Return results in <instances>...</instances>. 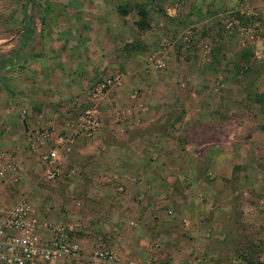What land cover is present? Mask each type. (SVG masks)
Returning a JSON list of instances; mask_svg holds the SVG:
<instances>
[{
    "label": "rangeland",
    "instance_id": "374dc122",
    "mask_svg": "<svg viewBox=\"0 0 264 264\" xmlns=\"http://www.w3.org/2000/svg\"><path fill=\"white\" fill-rule=\"evenodd\" d=\"M142 10L147 29L137 25ZM232 21L264 29V0H0V148L9 153L1 204L27 197L48 218L83 222L87 255L104 249L124 256L115 234L97 227L109 214L96 196L120 192L115 179L96 185L98 163L84 169L74 151L63 174L48 180L26 142L31 128L19 123L36 115L49 120L57 104L51 86L65 88L98 51L111 62L88 73V85L123 75L101 104L104 130L115 139L119 130H133L136 142L147 132L140 147L153 150L158 190L167 194L156 226L173 222L175 240L188 252L179 264L264 263V39L244 40L236 28L227 30ZM75 100L81 109L90 105ZM13 162L23 166L18 182ZM163 233L153 239L155 250L167 240Z\"/></svg>",
    "mask_w": 264,
    "mask_h": 264
},
{
    "label": "built area",
    "instance_id": "2783aa9c",
    "mask_svg": "<svg viewBox=\"0 0 264 264\" xmlns=\"http://www.w3.org/2000/svg\"><path fill=\"white\" fill-rule=\"evenodd\" d=\"M235 28L244 40L249 34L253 39H264L262 28L252 29L239 21H232L227 30L233 33ZM161 64L159 62L158 66ZM122 80L123 75L118 74L93 81L89 106L81 109L79 103H74L63 108L57 117L27 131V144L38 154L48 180L55 181L63 174L69 156L80 141L94 140L104 130L101 104ZM23 115H27V110ZM59 116L62 123L57 122ZM8 160L9 153L0 148V184L6 178ZM9 168L12 179L18 182L23 166L13 162ZM119 190L123 192L125 187L121 185ZM44 214V210L27 197L8 209L0 206V264H61L67 259H86L88 264H179L158 259L149 262L127 259L115 250L99 249L87 255L79 236L86 228L83 222L77 220L65 224L44 217Z\"/></svg>",
    "mask_w": 264,
    "mask_h": 264
},
{
    "label": "crops",
    "instance_id": "0c3cea01",
    "mask_svg": "<svg viewBox=\"0 0 264 264\" xmlns=\"http://www.w3.org/2000/svg\"><path fill=\"white\" fill-rule=\"evenodd\" d=\"M102 42L103 40L101 43ZM97 52L98 51H93L92 55L89 56L86 66L88 69L84 68L85 72H77L74 77L75 79H72L73 81L70 83H66L65 88V85L55 88L51 86L53 94L56 96L54 97L55 103H57L56 112L48 114L47 117H50V119L57 117L56 113L60 114L62 112V105L80 103L75 99H89V91L92 82L89 85L87 84L89 78H86V75H88V73H101L108 69L109 63L111 62L108 58L104 57V54H97ZM40 94L43 93L41 92ZM53 94L51 93L45 97L50 98ZM73 95L75 98H73ZM38 100L40 103H46L44 100ZM72 100L74 101L72 102ZM47 103H51V101ZM230 105H232V103H230ZM204 118H206V115L201 114L198 121ZM16 119L17 118H13V120L6 121L10 129L11 126L13 127L12 123H14ZM19 121V123L22 126H26L27 129L33 127L37 128L45 123L41 116L38 117L37 115L34 118H30L28 121H25V119ZM10 129L9 136L14 133V129ZM121 131L122 130H119L118 134H116L118 139H115L112 131L110 133L103 130L94 140H82L75 147V155L78 159L77 162H79L81 166H84V169L91 171L94 165L98 163L97 169L100 172L98 173V178L94 176L96 185L102 178L113 177L115 179L114 182L118 186L123 184L126 187L123 193L118 192L116 194H102L100 197L96 196L98 198L97 201H100V203L101 201L103 202L104 209L102 212H107L109 214L108 220L105 219L107 221L97 223V227H99L101 233L110 232L115 234L116 247L127 259H147L150 261L153 259H169L167 261L174 263L184 262L188 258V252L183 254L182 252L185 251L184 243H178L175 240L176 233L174 232L173 222H169L168 228L164 229H159L158 226H156L157 222L155 218L162 215L159 209L160 203H162V200L167 194L163 195L158 190V188L163 189V187L159 186L158 183L159 181L156 174L157 164L152 158H149V154H152L153 150L148 146V148L143 147V145V148L140 147V143L146 144L147 141L150 140L147 137V132H143L141 140L139 139L140 142H136L132 140L133 130H128V132ZM23 143H25L24 140ZM203 146L204 144L201 145V147ZM18 147V145L14 146V148ZM89 160H93V162ZM173 176H170V178ZM129 177L131 179H129ZM165 182L163 181L162 183L164 184ZM195 182L197 184L199 183L198 180ZM169 186L171 188V185ZM170 190H172V188ZM7 192L8 191L0 188V198H2L4 194L7 195ZM175 197L171 196V200ZM187 197H190V195ZM0 206L4 209L10 208L4 207L1 202ZM49 218L51 217L49 216ZM53 220L57 221L55 218H53ZM163 230L166 232L163 234L169 235H167V240H165L162 245L160 244L161 247L158 246L157 248L159 249L155 250L153 239L158 236L159 233L161 234ZM43 235H46V232L43 231ZM63 263L64 261L61 262V264Z\"/></svg>",
    "mask_w": 264,
    "mask_h": 264
},
{
    "label": "trees",
    "instance_id": "16d2710c",
    "mask_svg": "<svg viewBox=\"0 0 264 264\" xmlns=\"http://www.w3.org/2000/svg\"><path fill=\"white\" fill-rule=\"evenodd\" d=\"M140 15H141V17H142V20L138 21V22H137V25H138L140 28H142V29H147V28L150 26V24H149L148 21H147V19H148V13H147V11H145V10L140 11ZM2 64H3V63L0 62V66H1ZM258 264H264V263H258Z\"/></svg>",
    "mask_w": 264,
    "mask_h": 264
}]
</instances>
